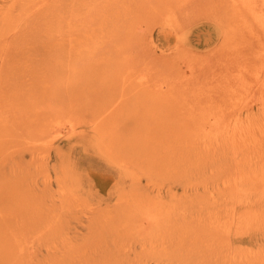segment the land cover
Instances as JSON below:
<instances>
[{
	"label": "rangeland",
	"instance_id": "374dc122",
	"mask_svg": "<svg viewBox=\"0 0 264 264\" xmlns=\"http://www.w3.org/2000/svg\"><path fill=\"white\" fill-rule=\"evenodd\" d=\"M0 264H264V0H0Z\"/></svg>",
	"mask_w": 264,
	"mask_h": 264
},
{
	"label": "bare ground",
	"instance_id": "6f19581e",
	"mask_svg": "<svg viewBox=\"0 0 264 264\" xmlns=\"http://www.w3.org/2000/svg\"><path fill=\"white\" fill-rule=\"evenodd\" d=\"M52 1V0H51ZM54 5V1L52 2L51 6L52 7H45V8H42V9H38V10H35L33 11V18L36 19L37 23H38V28H40L42 31H44V34H48V31L52 28V29H57L56 30V33H58V35L61 33V30H62V25L61 23H63V19L62 17L59 15L61 12V10H57L55 7H53ZM60 6V5H59ZM40 8V7H39ZM54 9L53 12H48L46 14H42L44 10H50V9ZM57 10V11H56ZM28 12V11H26ZM46 12V11H44ZM51 13V14H50ZM26 14V13H25ZM38 14H41L40 16H36ZM27 17H29V15L26 14ZM51 16V18H50ZM26 17V18H27ZM70 23V22H69ZM54 24V25H53ZM64 25V24H63ZM66 25V24H65ZM68 25V24H67ZM66 25V26H67ZM54 26H57L56 28H54ZM66 28V27H65ZM43 33V32H42ZM50 33V32H49ZM45 36V35H44ZM51 37V36H50ZM49 37V38H50ZM41 38V37H40ZM46 38V37H45ZM45 38H43V40H45ZM59 38V37H58ZM52 40V38H51ZM57 40V39H56ZM30 42V41H29ZM31 44H32V41H31ZM44 44V43H43ZM45 46V45H44ZM43 48V47H42ZM185 133V132H184ZM179 134H178V138H179ZM177 138V140H178ZM181 138V137H180ZM188 138V137H187ZM181 140V139H180ZM186 140V139H185ZM180 144V143H179ZM189 144V143H188ZM184 145V143H183ZM180 146H182V143L180 144Z\"/></svg>",
	"mask_w": 264,
	"mask_h": 264
}]
</instances>
